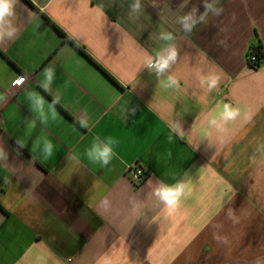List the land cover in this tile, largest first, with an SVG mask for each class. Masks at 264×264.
Returning a JSON list of instances; mask_svg holds the SVG:
<instances>
[{
	"label": "crops",
	"instance_id": "1",
	"mask_svg": "<svg viewBox=\"0 0 264 264\" xmlns=\"http://www.w3.org/2000/svg\"><path fill=\"white\" fill-rule=\"evenodd\" d=\"M206 2L223 11L185 33L178 17L203 0H142L139 16L132 0H19L17 34L0 41V264H264V66L247 59L264 47V0ZM162 32L178 87L143 67ZM33 92L46 111L59 98L47 125ZM221 102L241 115L212 125ZM96 136L118 141L107 166L86 158ZM178 180L187 195L168 214L153 191Z\"/></svg>",
	"mask_w": 264,
	"mask_h": 264
},
{
	"label": "clouds",
	"instance_id": "2",
	"mask_svg": "<svg viewBox=\"0 0 264 264\" xmlns=\"http://www.w3.org/2000/svg\"><path fill=\"white\" fill-rule=\"evenodd\" d=\"M18 2L19 0H0V41L5 39L11 40L15 38L17 34V28L13 22V18L16 15V5ZM203 6L205 9L204 13H199V8L194 6L191 11L178 17V23L183 32L191 33L198 23L205 21V15L207 12L211 11L215 15H220L223 11L222 9L214 7L213 4L207 3L206 0H203ZM128 10L129 15L139 16L144 10L142 0H132ZM159 38L164 42V46L157 51L155 55H149L143 67L149 72L154 73L158 79L164 78L161 80L164 87H178V79L171 74V70L177 63L179 57V49L174 43L175 36L171 32H162L160 33ZM43 74L46 79L42 84V87L48 89L53 80L54 70L52 67L45 68ZM218 83V76L210 75L200 77L201 87L206 85L208 91L215 89L218 86ZM29 101L32 109L38 113L41 123L44 125L48 124V113H50L52 120L56 119L57 113L54 105L59 101L58 97L52 104H48L47 111L45 110L46 102L38 93H31L29 95ZM240 115L239 108L234 107L230 103L221 102L216 106V110L210 123L212 125H217L218 123L227 124L228 122L235 121ZM80 124L82 127H88L86 120L82 119ZM117 143L118 141L111 136L105 137L103 140L99 136H96L85 152L86 158L94 164L107 166L116 155L114 146ZM36 147L42 148V153L45 159L52 157L54 154V145L47 138H38L33 144V149ZM0 161H8V152L2 145H0ZM186 188L187 185L183 180H178L174 184L158 183L153 194L163 204L164 210L168 214H171L179 207L181 200L186 197ZM104 203H107V201ZM228 216L229 218H234V213L231 209H229ZM216 238L219 239V237ZM224 242H227L226 237L224 238Z\"/></svg>",
	"mask_w": 264,
	"mask_h": 264
},
{
	"label": "built area",
	"instance_id": "3",
	"mask_svg": "<svg viewBox=\"0 0 264 264\" xmlns=\"http://www.w3.org/2000/svg\"><path fill=\"white\" fill-rule=\"evenodd\" d=\"M255 47H256V45L251 46L248 49L247 59H248V64L253 69H259V68L264 66V59H262L259 62L258 66H253L252 65V64H255V63L258 62V59H257V56H256L257 51H256ZM21 81H24V78H22ZM128 173H129L130 179L138 186L142 185L146 181V179L148 177V174L146 173V171L140 166L131 167L128 170Z\"/></svg>",
	"mask_w": 264,
	"mask_h": 264
},
{
	"label": "trees",
	"instance_id": "4",
	"mask_svg": "<svg viewBox=\"0 0 264 264\" xmlns=\"http://www.w3.org/2000/svg\"><path fill=\"white\" fill-rule=\"evenodd\" d=\"M256 51H257V59H258V62L255 63V64H252L253 66H258L259 65V62L264 59V47L261 45V44H258L256 45L255 47Z\"/></svg>",
	"mask_w": 264,
	"mask_h": 264
}]
</instances>
